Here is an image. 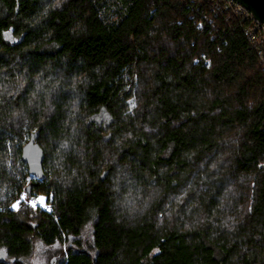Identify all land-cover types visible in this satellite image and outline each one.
I'll use <instances>...</instances> for the list:
<instances>
[{
	"label": "trees",
	"instance_id": "1",
	"mask_svg": "<svg viewBox=\"0 0 264 264\" xmlns=\"http://www.w3.org/2000/svg\"><path fill=\"white\" fill-rule=\"evenodd\" d=\"M216 2L0 0V264H264V67Z\"/></svg>",
	"mask_w": 264,
	"mask_h": 264
},
{
	"label": "built area",
	"instance_id": "2",
	"mask_svg": "<svg viewBox=\"0 0 264 264\" xmlns=\"http://www.w3.org/2000/svg\"><path fill=\"white\" fill-rule=\"evenodd\" d=\"M222 1V3L216 2L214 7L228 12V18L233 17L241 23L245 38L257 52L260 62L264 67V25L256 21L245 8L234 0ZM52 200V194L26 193L24 191L19 195L18 199L13 202L12 206L14 209L25 206L39 213L50 214L52 211Z\"/></svg>",
	"mask_w": 264,
	"mask_h": 264
},
{
	"label": "water",
	"instance_id": "3",
	"mask_svg": "<svg viewBox=\"0 0 264 264\" xmlns=\"http://www.w3.org/2000/svg\"><path fill=\"white\" fill-rule=\"evenodd\" d=\"M245 8L253 18L264 25V0H234ZM38 132L31 134L29 140L22 146L20 153L21 162L26 165L28 174L32 179L44 178L43 162L45 159L42 148L37 143ZM29 189L27 192L29 193ZM4 260V252L0 251V261Z\"/></svg>",
	"mask_w": 264,
	"mask_h": 264
},
{
	"label": "rangeland",
	"instance_id": "4",
	"mask_svg": "<svg viewBox=\"0 0 264 264\" xmlns=\"http://www.w3.org/2000/svg\"><path fill=\"white\" fill-rule=\"evenodd\" d=\"M29 178H31L30 175L27 178V180ZM37 181H40V180H37ZM25 192L28 193L27 191ZM11 208L14 209L13 206H11ZM14 210H17V209H14ZM90 239H91V225L87 224L81 232L80 241L85 246L90 243ZM64 250H65V245L60 246L56 244V245L47 247L43 245L40 241L33 240L32 251L27 257L22 259V262L23 264H55V260L57 259L56 257H58L57 255L59 251H64ZM0 251L4 252V260H5L6 255H5L4 249H0ZM51 260L53 263H51Z\"/></svg>",
	"mask_w": 264,
	"mask_h": 264
}]
</instances>
